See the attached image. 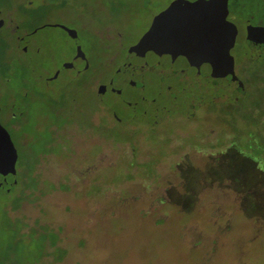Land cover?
<instances>
[{"label":"rangeland","instance_id":"rangeland-1","mask_svg":"<svg viewBox=\"0 0 264 264\" xmlns=\"http://www.w3.org/2000/svg\"><path fill=\"white\" fill-rule=\"evenodd\" d=\"M164 1L0 0L2 122L10 104L25 110L12 133L18 182L0 189V264H264V71L246 77L247 97L182 116L184 95L183 111L156 124L97 91ZM261 2L240 20L264 23ZM11 21L28 53L16 38L6 52ZM66 27L90 64L80 74L65 65L76 51Z\"/></svg>","mask_w":264,"mask_h":264},{"label":"flooded vegetation","instance_id":"flooded-vegetation-1","mask_svg":"<svg viewBox=\"0 0 264 264\" xmlns=\"http://www.w3.org/2000/svg\"><path fill=\"white\" fill-rule=\"evenodd\" d=\"M196 1L203 3L207 15L205 11L196 9ZM256 2L257 0H165L145 35L137 42L142 45L140 49L133 52L130 50L136 44L129 47L130 50L124 63L131 62L136 66H133L132 73L128 72L129 77L126 76L127 84L125 83V89L123 88L126 98H123L117 91L110 90L123 98L132 113L136 111L137 105L141 104L143 107L146 103L152 106L148 112L154 111L155 113V104L158 103L159 97L169 93L178 96L179 93L176 95L177 91L174 90L176 87L181 91L182 89L187 91L186 89L189 90L190 87L197 88L192 96V90L188 91L186 98L189 107L196 105V111L204 103H220L224 99L247 97L249 83L246 77L251 76L252 73L258 75L261 70L264 71V23L257 22L251 13L245 15L243 20H240V16L241 9H254ZM261 3L264 6V0ZM21 27L22 24L11 21L9 32L2 39V43H6V52L12 49L9 40L16 38L18 45L23 48L22 52L28 53V47L24 46L27 42V35L23 33L17 35ZM68 28L66 27L67 30ZM152 30L154 36L152 38L146 36ZM25 33L28 32L25 31ZM190 35L194 37V41ZM71 36L76 42V51L75 57L69 60L72 61L69 67H72L76 74H80L89 69L90 64L87 62L81 43L74 35L71 34ZM165 36L166 39H163ZM39 50L40 48H37L36 52ZM237 50L241 53H237ZM78 58L82 60L80 66L77 64ZM143 58L153 61L152 64L150 63L153 69L149 75L148 73L141 75L137 69L146 66L142 64ZM253 64L258 69L250 72V66ZM26 66L29 70L33 69L30 63ZM10 71L11 68H8L4 74ZM139 76L140 81L137 80ZM112 79L113 77L101 84L110 83ZM153 79L156 82H153ZM9 80L10 77L6 75L0 81L6 84ZM239 81L243 83V89L240 88ZM154 83H158L155 86L156 91L151 88ZM210 84L213 94L219 97L216 100L214 98L211 100V97L206 95L208 89L205 87ZM221 90H225L226 96L221 95ZM243 90H245V96L239 95ZM8 108L4 124L2 122L4 109L0 105V120L12 136L13 132L21 128L25 110H21L20 106L17 107L15 103L10 104ZM182 116L185 115L182 114ZM116 119L123 120L122 118Z\"/></svg>","mask_w":264,"mask_h":264},{"label":"water","instance_id":"water-1","mask_svg":"<svg viewBox=\"0 0 264 264\" xmlns=\"http://www.w3.org/2000/svg\"><path fill=\"white\" fill-rule=\"evenodd\" d=\"M3 24H4V20H0V26H2ZM68 30L72 35L75 36V38L80 43V37H79L78 31L74 28H68ZM146 36H150V38H152L154 36V31L153 30L150 31L148 34H146ZM138 46L141 47L142 45H140L139 43L136 46L137 48H135L134 46L133 48H131L130 51H133V52L138 51V49H140ZM71 64H72V61H68L65 63V65L67 66ZM133 66H136V64L135 63L132 64L131 62H126L122 64L110 83L101 84L99 86V89H98L99 95L103 96L106 93V91L112 89V90L117 91L123 98H126L125 96L126 93L125 91H123L125 89V83L127 84L126 76L128 75L129 71H131L132 73ZM137 69L139 70L141 75H146V73H148L149 75L153 67L150 66L149 64L144 67L142 66L141 68H137ZM139 78L140 76L137 79L138 81H140ZM239 86L242 89L244 87L241 81H239ZM191 88L192 87H190L189 90L186 89L187 91H185V89H182L183 91H181V90H177V87H176V89H174L175 91H177L175 92L176 95L179 93L177 97L173 96L171 93L159 97L158 103L155 104V108H156L155 113H153L154 111L151 113L148 112V110L152 109V106L147 103L143 104V108L141 104L137 106L135 104L134 105L136 106L135 110L140 109L139 111L145 118L147 116L151 117L152 122L156 124L159 121H161L163 118L170 116V114H172L175 111L176 112L183 111V108H184V105L182 104L183 96L186 95V98H187L188 91H191V90H192L191 92V96H192V94H194L196 90V89H191ZM239 95L245 96V90H243V92H241V94ZM195 112H196V105H193V106H190V111L184 115L194 116ZM18 159H19L18 148L16 147L15 142L13 141V138L10 132L1 123V120H0V189L4 192H10L14 184L18 182V170H17Z\"/></svg>","mask_w":264,"mask_h":264}]
</instances>
